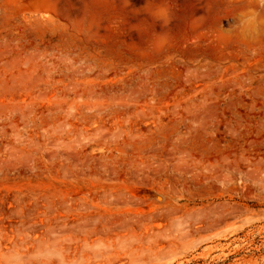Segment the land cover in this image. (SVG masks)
<instances>
[{"label": "rangeland", "instance_id": "rangeland-1", "mask_svg": "<svg viewBox=\"0 0 264 264\" xmlns=\"http://www.w3.org/2000/svg\"><path fill=\"white\" fill-rule=\"evenodd\" d=\"M0 264H264V0H0Z\"/></svg>", "mask_w": 264, "mask_h": 264}, {"label": "bare ground", "instance_id": "bare-ground-1", "mask_svg": "<svg viewBox=\"0 0 264 264\" xmlns=\"http://www.w3.org/2000/svg\"><path fill=\"white\" fill-rule=\"evenodd\" d=\"M127 1V0H126ZM126 3V2H125Z\"/></svg>", "mask_w": 264, "mask_h": 264}]
</instances>
